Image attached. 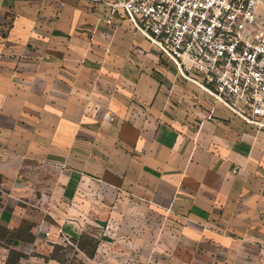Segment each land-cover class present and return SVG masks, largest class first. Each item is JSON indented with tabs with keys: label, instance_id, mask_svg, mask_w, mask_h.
I'll return each mask as SVG.
<instances>
[{
	"label": "crops",
	"instance_id": "1",
	"mask_svg": "<svg viewBox=\"0 0 264 264\" xmlns=\"http://www.w3.org/2000/svg\"><path fill=\"white\" fill-rule=\"evenodd\" d=\"M116 1L0 0V191L65 203L103 185L231 210L264 246V131L179 75Z\"/></svg>",
	"mask_w": 264,
	"mask_h": 264
},
{
	"label": "rangeland",
	"instance_id": "2",
	"mask_svg": "<svg viewBox=\"0 0 264 264\" xmlns=\"http://www.w3.org/2000/svg\"><path fill=\"white\" fill-rule=\"evenodd\" d=\"M225 211L196 215L103 185L65 203L50 190L0 191V219L15 222L0 225V264H264L263 243L239 237Z\"/></svg>",
	"mask_w": 264,
	"mask_h": 264
},
{
	"label": "built area",
	"instance_id": "3",
	"mask_svg": "<svg viewBox=\"0 0 264 264\" xmlns=\"http://www.w3.org/2000/svg\"><path fill=\"white\" fill-rule=\"evenodd\" d=\"M259 1L117 0L114 7L179 75L264 131V20L257 14Z\"/></svg>",
	"mask_w": 264,
	"mask_h": 264
}]
</instances>
